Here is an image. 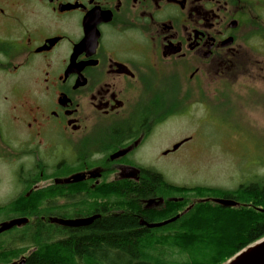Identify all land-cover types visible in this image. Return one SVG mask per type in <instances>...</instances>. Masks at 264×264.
<instances>
[{
    "label": "flooded vegetation",
    "instance_id": "obj_1",
    "mask_svg": "<svg viewBox=\"0 0 264 264\" xmlns=\"http://www.w3.org/2000/svg\"><path fill=\"white\" fill-rule=\"evenodd\" d=\"M241 72L264 79V0H0V226L28 219L0 264H25L33 226L124 213L117 194L145 195L142 227L171 218L180 197L145 190L166 124Z\"/></svg>",
    "mask_w": 264,
    "mask_h": 264
},
{
    "label": "trees",
    "instance_id": "obj_2",
    "mask_svg": "<svg viewBox=\"0 0 264 264\" xmlns=\"http://www.w3.org/2000/svg\"><path fill=\"white\" fill-rule=\"evenodd\" d=\"M147 181L145 190L155 187L162 193L171 189L180 197L171 212L173 216L180 213L175 221L161 227H142L138 218L148 219V214L141 213L136 198L145 195L117 194L114 199L129 201L128 210L68 230L63 233L68 235L64 240L54 239L62 233L61 228L33 226V250L25 264H224L264 237V211L257 209L264 208V182L224 189L178 186L167 182L162 174H153ZM213 197L231 198L239 205L224 207L202 200Z\"/></svg>",
    "mask_w": 264,
    "mask_h": 264
},
{
    "label": "rangeland",
    "instance_id": "obj_3",
    "mask_svg": "<svg viewBox=\"0 0 264 264\" xmlns=\"http://www.w3.org/2000/svg\"><path fill=\"white\" fill-rule=\"evenodd\" d=\"M242 73L248 75L241 72L223 86H210L224 94L209 95L205 112L189 116L182 110L166 124L171 140L160 150L190 137L157 160L167 182L224 189L264 182V79L249 80Z\"/></svg>",
    "mask_w": 264,
    "mask_h": 264
},
{
    "label": "water",
    "instance_id": "obj_4",
    "mask_svg": "<svg viewBox=\"0 0 264 264\" xmlns=\"http://www.w3.org/2000/svg\"><path fill=\"white\" fill-rule=\"evenodd\" d=\"M185 140L187 139H184L180 142L175 143L172 146V150L177 149L182 144V142H184ZM76 180H78V177H74L73 179L71 180L68 179L66 181L68 182V181H76ZM202 200H205V201L211 200L224 207H233V206L239 205L238 201L231 199V198H224V197H213V198H206ZM148 201H152V200H148ZM190 207L191 205H189L185 209V211L188 210ZM257 209L260 211H264V208H257ZM98 216L99 215H93L90 217L76 218V219H62V218L57 219L55 218L54 221L58 222L61 225H65V226L81 227V226L89 225ZM179 216L180 214H176L175 216L171 218L165 219L157 223L148 224L144 221H142L141 223L147 224L148 227H161L163 225H166L170 222L175 221ZM27 220L28 219L26 217H17V218L11 219L10 221L4 222L0 226V232H2L5 229H9L15 225L19 226L21 224H25ZM224 264H264V237H262L256 242L240 250L238 253H236L234 256L228 259Z\"/></svg>",
    "mask_w": 264,
    "mask_h": 264
}]
</instances>
